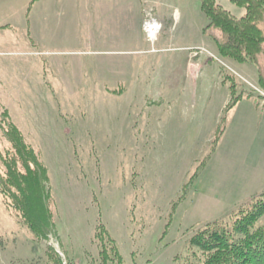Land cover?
<instances>
[{
  "label": "rangeland",
  "instance_id": "1",
  "mask_svg": "<svg viewBox=\"0 0 264 264\" xmlns=\"http://www.w3.org/2000/svg\"><path fill=\"white\" fill-rule=\"evenodd\" d=\"M216 1L244 15L230 0ZM44 2L0 0V176L14 153L7 129L15 125L46 169L54 232L47 241L36 239L0 194V264H55L48 245L62 264H98L100 225L114 240L120 264H181L197 228L227 218L264 191L257 107L264 102L230 68L251 83L257 79L222 58L209 36L207 46L184 48L177 27L161 33L175 38L157 51L162 25L153 43L143 31L140 65L104 73L101 65H88L85 53L39 47L29 32L32 22L35 32L41 26L36 16ZM185 4L206 25L198 0ZM198 47L226 63L202 53L220 76L233 78L235 96L251 99L220 109L225 90L216 78L205 84L203 70L189 68L187 53Z\"/></svg>",
  "mask_w": 264,
  "mask_h": 264
},
{
  "label": "trees",
  "instance_id": "2",
  "mask_svg": "<svg viewBox=\"0 0 264 264\" xmlns=\"http://www.w3.org/2000/svg\"><path fill=\"white\" fill-rule=\"evenodd\" d=\"M198 2L207 20L202 33L214 40L221 57L253 65L257 84L264 90V0H230L244 8L241 17L225 10L216 0ZM212 30L218 32L219 37L213 35ZM223 80L228 83L231 96L224 108L227 111L241 95L235 96L233 78L225 75ZM221 122L223 125V120ZM7 130L14 153L4 160L6 171L0 176V194L20 213L32 235L47 241L48 235L54 232V223L48 207L51 194L46 186V169L15 125H9ZM219 132L221 134L222 130ZM217 140L218 136L215 142ZM251 199L227 218L214 219L197 228L186 243L181 264H264V226L255 227L264 215V191ZM95 236L100 241L98 264H113L114 261L120 264L121 255L103 225ZM47 252L55 264H62L51 245L47 246Z\"/></svg>",
  "mask_w": 264,
  "mask_h": 264
},
{
  "label": "crops",
  "instance_id": "3",
  "mask_svg": "<svg viewBox=\"0 0 264 264\" xmlns=\"http://www.w3.org/2000/svg\"><path fill=\"white\" fill-rule=\"evenodd\" d=\"M52 1L45 0L37 12L36 18L41 22L39 30L34 31L35 25L32 22V31L29 32L37 37L39 47L52 52L85 53L88 55V65H101L104 73L107 70L110 72L112 66H117V70L122 72L127 70V66L140 65V56L146 43L142 29L145 6L152 10L162 25L155 42L157 51L165 48L166 41L175 38L169 35L165 39L161 33L166 30L170 34L175 27L179 31L178 39L182 43L186 42L184 48L208 45V37L202 33L205 21L189 9L185 4L188 0H146V3L143 0ZM224 59L229 60L240 73L257 79L255 67L229 58ZM187 60L194 74L203 70L205 84L216 78V86L225 90L220 102V109L224 110L230 97L228 83L224 82L214 65L208 64L204 54H191L188 51ZM195 65L197 69L194 68ZM106 80L111 81V78ZM240 99L233 107L243 99L250 100L251 96ZM257 107L260 108L259 114L264 125V104L259 101Z\"/></svg>",
  "mask_w": 264,
  "mask_h": 264
},
{
  "label": "built area",
  "instance_id": "4",
  "mask_svg": "<svg viewBox=\"0 0 264 264\" xmlns=\"http://www.w3.org/2000/svg\"><path fill=\"white\" fill-rule=\"evenodd\" d=\"M160 27H161V24L151 15L150 11H147L145 13V18L143 21V31H144V34H145L148 42H151V43L154 42V40L156 39L157 33H159ZM190 50H192V49H190ZM197 50L198 51H196V52L206 53L207 56H209L211 59L217 60L219 62V64L226 66V63H224L222 60H220L215 54L207 51L205 48L198 47ZM154 51H156V50H154ZM196 52L194 54H196ZM230 70H232L233 74L238 76V78H240V80H242L243 82H245L249 86L250 90L252 91L251 93H255L264 102V90L259 88L256 84L251 83L250 81L246 80L244 77L238 75L235 71H233V69L230 68Z\"/></svg>",
  "mask_w": 264,
  "mask_h": 264
}]
</instances>
